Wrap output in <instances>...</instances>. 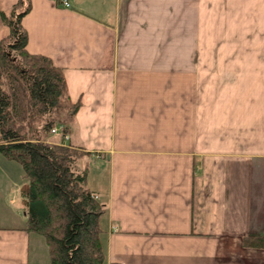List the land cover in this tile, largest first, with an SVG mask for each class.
<instances>
[{"label": "crops", "instance_id": "1", "mask_svg": "<svg viewBox=\"0 0 264 264\" xmlns=\"http://www.w3.org/2000/svg\"><path fill=\"white\" fill-rule=\"evenodd\" d=\"M67 1L22 25L79 102L66 141L107 203L102 264H264L243 245L264 236V0ZM16 165L0 155V264H50Z\"/></svg>", "mask_w": 264, "mask_h": 264}, {"label": "trees", "instance_id": "2", "mask_svg": "<svg viewBox=\"0 0 264 264\" xmlns=\"http://www.w3.org/2000/svg\"><path fill=\"white\" fill-rule=\"evenodd\" d=\"M30 9V0H16L0 12L8 29L0 38V155L23 171L26 229L44 237L50 264H102L107 203L87 187V161L78 167L88 152L66 141L79 102L68 97L62 68L28 51L22 19ZM243 245L264 247V236Z\"/></svg>", "mask_w": 264, "mask_h": 264}, {"label": "rangeland", "instance_id": "3", "mask_svg": "<svg viewBox=\"0 0 264 264\" xmlns=\"http://www.w3.org/2000/svg\"><path fill=\"white\" fill-rule=\"evenodd\" d=\"M59 138H61L59 132H58L57 134H54V133H53V134L51 135V139H53V140H57V139H59ZM85 160H86V158H84V159H82L81 161H79V163H81V164H82L83 162L85 163ZM79 163H78V164H79ZM84 163H83V164H84ZM15 164H17V163H15ZM90 165H91V172H92V171H94V167H93L92 162L90 163ZM16 166H18V168H19V172L21 173V175H23V171H22L20 165L17 164ZM82 166H83V165H82ZM88 166H89V165H88Z\"/></svg>", "mask_w": 264, "mask_h": 264}, {"label": "built area", "instance_id": "4", "mask_svg": "<svg viewBox=\"0 0 264 264\" xmlns=\"http://www.w3.org/2000/svg\"><path fill=\"white\" fill-rule=\"evenodd\" d=\"M58 4L63 5L65 7H69V3L67 0H55ZM58 130L54 129L52 132L56 133Z\"/></svg>", "mask_w": 264, "mask_h": 264}]
</instances>
